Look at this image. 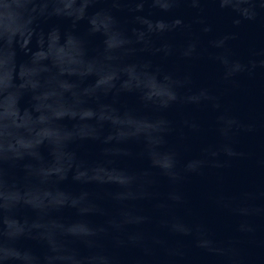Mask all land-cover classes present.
<instances>
[{"label":"water","instance_id":"obj_1","mask_svg":"<svg viewBox=\"0 0 264 264\" xmlns=\"http://www.w3.org/2000/svg\"><path fill=\"white\" fill-rule=\"evenodd\" d=\"M0 264H264V0H0Z\"/></svg>","mask_w":264,"mask_h":264}]
</instances>
